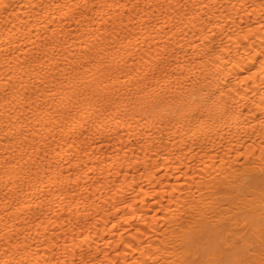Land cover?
Returning a JSON list of instances; mask_svg holds the SVG:
<instances>
[{"label":"bare ground","instance_id":"bare-ground-1","mask_svg":"<svg viewBox=\"0 0 264 264\" xmlns=\"http://www.w3.org/2000/svg\"><path fill=\"white\" fill-rule=\"evenodd\" d=\"M0 264H264V0H0Z\"/></svg>","mask_w":264,"mask_h":264}]
</instances>
